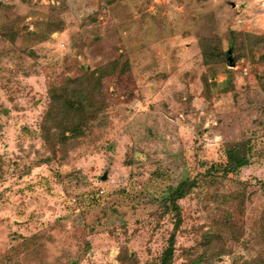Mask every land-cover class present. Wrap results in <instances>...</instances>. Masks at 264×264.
Masks as SVG:
<instances>
[{
	"label": "rangeland",
	"instance_id": "374dc122",
	"mask_svg": "<svg viewBox=\"0 0 264 264\" xmlns=\"http://www.w3.org/2000/svg\"><path fill=\"white\" fill-rule=\"evenodd\" d=\"M172 235L170 264H264L262 0H0V264H160Z\"/></svg>",
	"mask_w": 264,
	"mask_h": 264
},
{
	"label": "trees",
	"instance_id": "16d2710c",
	"mask_svg": "<svg viewBox=\"0 0 264 264\" xmlns=\"http://www.w3.org/2000/svg\"><path fill=\"white\" fill-rule=\"evenodd\" d=\"M207 43L208 44L212 43V45L213 44L216 45V46H213L215 47L214 48L215 53L212 55V58H214L215 61H219L221 57L223 56V52L220 47V41L218 39L216 40L212 39V42L209 41ZM232 45L234 47L235 45L234 42ZM245 145H246L245 143L243 145L233 144L232 147L226 150L227 165L222 170L224 175L235 173L239 171L243 166L249 165L251 161V157H250L251 149L247 148L246 147L247 145L246 146ZM195 186H196L195 181H191L189 179L182 181L178 184L176 189L172 191L170 195V199L168 198L170 207L176 216V227H178L181 222V214H180V208L178 206V203L179 201L183 200L190 193V191L193 188H195ZM174 244H175V237L174 235H172L168 241V247L161 255L160 264H170L171 263L172 257H173Z\"/></svg>",
	"mask_w": 264,
	"mask_h": 264
},
{
	"label": "water",
	"instance_id": "95a60500",
	"mask_svg": "<svg viewBox=\"0 0 264 264\" xmlns=\"http://www.w3.org/2000/svg\"><path fill=\"white\" fill-rule=\"evenodd\" d=\"M226 60H227L228 67L233 68L235 64H234L233 58L231 56V51H228L226 53Z\"/></svg>",
	"mask_w": 264,
	"mask_h": 264
},
{
	"label": "built area",
	"instance_id": "2783aa9c",
	"mask_svg": "<svg viewBox=\"0 0 264 264\" xmlns=\"http://www.w3.org/2000/svg\"><path fill=\"white\" fill-rule=\"evenodd\" d=\"M262 7H263V9H264V0H262Z\"/></svg>",
	"mask_w": 264,
	"mask_h": 264
},
{
	"label": "crops",
	"instance_id": "0c3cea01",
	"mask_svg": "<svg viewBox=\"0 0 264 264\" xmlns=\"http://www.w3.org/2000/svg\"><path fill=\"white\" fill-rule=\"evenodd\" d=\"M235 64V63H234Z\"/></svg>",
	"mask_w": 264,
	"mask_h": 264
}]
</instances>
